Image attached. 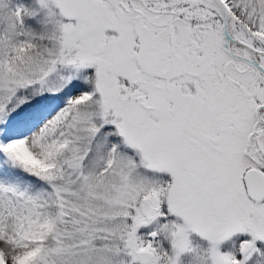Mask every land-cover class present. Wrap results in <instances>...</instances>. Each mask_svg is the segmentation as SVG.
<instances>
[{
    "label": "snow or ice",
    "instance_id": "snow-or-ice-1",
    "mask_svg": "<svg viewBox=\"0 0 264 264\" xmlns=\"http://www.w3.org/2000/svg\"><path fill=\"white\" fill-rule=\"evenodd\" d=\"M0 264H264V0H0Z\"/></svg>",
    "mask_w": 264,
    "mask_h": 264
}]
</instances>
